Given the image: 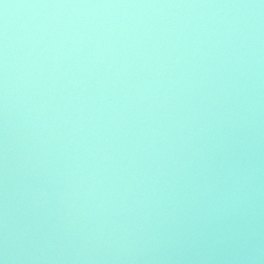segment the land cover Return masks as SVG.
<instances>
[{
  "label": "clouds",
  "instance_id": "1",
  "mask_svg": "<svg viewBox=\"0 0 264 264\" xmlns=\"http://www.w3.org/2000/svg\"><path fill=\"white\" fill-rule=\"evenodd\" d=\"M0 264H264V0H0Z\"/></svg>",
  "mask_w": 264,
  "mask_h": 264
}]
</instances>
